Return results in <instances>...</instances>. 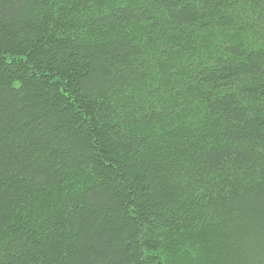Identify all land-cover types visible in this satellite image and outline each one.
I'll return each mask as SVG.
<instances>
[{
    "label": "trees",
    "instance_id": "trees-1",
    "mask_svg": "<svg viewBox=\"0 0 264 264\" xmlns=\"http://www.w3.org/2000/svg\"><path fill=\"white\" fill-rule=\"evenodd\" d=\"M0 264H264V0H0Z\"/></svg>",
    "mask_w": 264,
    "mask_h": 264
}]
</instances>
